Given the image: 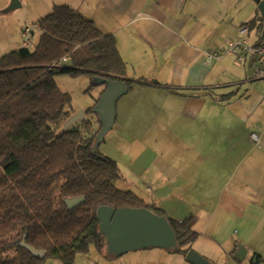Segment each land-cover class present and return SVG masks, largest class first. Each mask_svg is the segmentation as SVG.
<instances>
[{
    "label": "crops",
    "instance_id": "1",
    "mask_svg": "<svg viewBox=\"0 0 264 264\" xmlns=\"http://www.w3.org/2000/svg\"><path fill=\"white\" fill-rule=\"evenodd\" d=\"M77 2L71 7L115 37L131 92L139 90L126 121L145 130L154 147L151 168L144 152L138 156L139 179L155 192L149 204L178 222L193 217V251L210 264H264V79L252 78L253 56L207 62L240 38L241 27L250 45L259 43L256 1ZM143 251L120 264H189L180 253ZM102 254L100 264H110Z\"/></svg>",
    "mask_w": 264,
    "mask_h": 264
},
{
    "label": "trees",
    "instance_id": "2",
    "mask_svg": "<svg viewBox=\"0 0 264 264\" xmlns=\"http://www.w3.org/2000/svg\"><path fill=\"white\" fill-rule=\"evenodd\" d=\"M36 28L30 48L0 58V264H41L48 257L76 264L91 247L107 253L96 214L103 206L148 208L166 217L176 233L172 252L186 256L197 239L194 218L175 221L116 188L117 163L92 151L100 121L58 132L72 117V99L56 77L88 74L132 89L115 37L68 5L55 6ZM23 239L46 258L20 247Z\"/></svg>",
    "mask_w": 264,
    "mask_h": 264
},
{
    "label": "rangeland",
    "instance_id": "3",
    "mask_svg": "<svg viewBox=\"0 0 264 264\" xmlns=\"http://www.w3.org/2000/svg\"><path fill=\"white\" fill-rule=\"evenodd\" d=\"M18 1L21 3L20 7L7 14H1V12L5 10L13 0H0V58L20 48L22 45V31L25 28H32L35 32L34 39H38L36 24L41 19L51 14L55 6H72L71 4H78L77 0ZM79 13L83 15L81 11H79ZM56 83L59 89L62 92L69 94L72 99L71 106L68 107L72 117L70 120L60 125L58 132L73 130L84 120L95 122V127H97L99 125V118L94 112H89V109L94 107L101 94L105 91L106 86L96 85L95 78L88 74L76 77L64 75L58 76L56 77ZM93 84L96 86H93ZM131 91L132 90H130V92ZM138 91L139 90H136L135 92L129 93L127 96H123L121 98L122 100L120 99L117 103L116 123L106 136L104 142L100 145L98 153L111 158L117 163L121 178L116 180V188L121 191H130L134 193L141 201H144L145 204L149 206L151 202L155 200V192H151L150 185L139 179V171L142 167L141 162L143 160L138 156L141 152H144L145 160L143 165L151 168V158L149 153L154 147L150 142V135L148 134V136H145L147 134L145 130L136 132L134 125L129 124L126 121L129 118L126 111L133 107V104L137 101L136 93H138ZM140 97H142L143 102H145L146 99H149L145 98V95H141ZM81 112L85 113V118L73 123L72 119L82 117ZM148 128L151 129V127ZM157 131L159 136L164 134L159 128ZM138 136H145L144 138H147L143 145L138 142ZM163 195H168V191H164ZM164 206L172 209L175 207V205L171 206L167 204H164ZM190 250H194L193 245H191ZM150 251L155 252L156 250ZM142 253L145 252L141 250L125 253L120 257H108L110 264H120L130 261L135 262L137 257L143 255ZM104 255L105 254L99 252L97 248L91 247L90 253L86 255L87 259L84 260L83 264H91V260L97 261V263L100 264L99 259H101V257H106ZM174 255L175 257H178L177 254ZM41 264H61V262L57 259L48 257Z\"/></svg>",
    "mask_w": 264,
    "mask_h": 264
},
{
    "label": "water",
    "instance_id": "4",
    "mask_svg": "<svg viewBox=\"0 0 264 264\" xmlns=\"http://www.w3.org/2000/svg\"><path fill=\"white\" fill-rule=\"evenodd\" d=\"M255 1L263 18L262 41L264 40V0ZM20 6V1L13 0L1 14H7ZM95 83L96 85H105L106 88L92 110L101 123V128L92 148L93 152L99 149L106 136L113 129L117 118V102L129 92L125 81H112L97 77L95 78ZM81 116L72 119V122L84 119L85 113L81 112ZM96 214L99 220V231L105 237L106 252L112 257H120L128 252L151 248L169 252L177 249L176 233L169 220L166 217L155 214L148 208L115 210L114 208L103 206L98 208ZM19 246L28 250L34 257L46 258L47 254L45 251L37 250L28 245L25 239ZM243 256L244 253L241 254L239 252L238 259L243 260ZM185 259L189 264H210L204 257L193 250L187 252Z\"/></svg>",
    "mask_w": 264,
    "mask_h": 264
},
{
    "label": "built area",
    "instance_id": "5",
    "mask_svg": "<svg viewBox=\"0 0 264 264\" xmlns=\"http://www.w3.org/2000/svg\"><path fill=\"white\" fill-rule=\"evenodd\" d=\"M249 32L248 27H241L239 30L240 38L237 41H231L220 53H212L207 57L209 64L220 59L225 55H233L239 61H243L247 56H253L257 66L252 73V78L256 80L264 79V40L257 45H250L245 37ZM34 34L32 28H25L22 34V47L30 48L34 43ZM66 59H64V62Z\"/></svg>",
    "mask_w": 264,
    "mask_h": 264
}]
</instances>
